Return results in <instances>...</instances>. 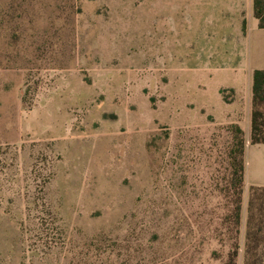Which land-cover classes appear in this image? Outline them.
Listing matches in <instances>:
<instances>
[{
  "label": "rangeland",
  "instance_id": "obj_1",
  "mask_svg": "<svg viewBox=\"0 0 264 264\" xmlns=\"http://www.w3.org/2000/svg\"><path fill=\"white\" fill-rule=\"evenodd\" d=\"M194 2L0 0V264H223L231 123L181 85L228 51L186 44Z\"/></svg>",
  "mask_w": 264,
  "mask_h": 264
},
{
  "label": "crops",
  "instance_id": "obj_2",
  "mask_svg": "<svg viewBox=\"0 0 264 264\" xmlns=\"http://www.w3.org/2000/svg\"><path fill=\"white\" fill-rule=\"evenodd\" d=\"M187 13L190 37L186 44L194 41L193 28L198 35L195 41L208 49L227 50L228 57L225 65L204 69L195 85L186 75L181 92L187 107L197 112L202 108L219 123H238L243 128L244 192L249 193L253 185L264 186V144L251 142L253 71L264 69V28L254 15V0H195Z\"/></svg>",
  "mask_w": 264,
  "mask_h": 264
},
{
  "label": "trees",
  "instance_id": "obj_3",
  "mask_svg": "<svg viewBox=\"0 0 264 264\" xmlns=\"http://www.w3.org/2000/svg\"><path fill=\"white\" fill-rule=\"evenodd\" d=\"M254 15L264 28V0H254ZM231 141L227 150L228 178L221 191L227 210L221 224L228 235L221 237L228 250L223 264H238L239 232L242 221V202L245 176V133L238 123L228 126ZM251 142L264 144V69L253 71ZM244 264H264V186L250 187Z\"/></svg>",
  "mask_w": 264,
  "mask_h": 264
}]
</instances>
